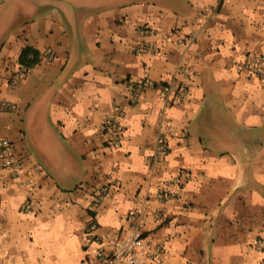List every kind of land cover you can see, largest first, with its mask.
<instances>
[{"label": "crops", "instance_id": "1", "mask_svg": "<svg viewBox=\"0 0 264 264\" xmlns=\"http://www.w3.org/2000/svg\"><path fill=\"white\" fill-rule=\"evenodd\" d=\"M147 42L157 50L138 53ZM26 46L40 62L14 85ZM252 53L264 55V0H0V137L23 161L18 177L0 170V264H93L141 194L164 264H264V74L242 66ZM165 82L188 94L167 105ZM117 106L111 147L103 123ZM160 137L169 150L151 163Z\"/></svg>", "mask_w": 264, "mask_h": 264}, {"label": "built area", "instance_id": "2", "mask_svg": "<svg viewBox=\"0 0 264 264\" xmlns=\"http://www.w3.org/2000/svg\"><path fill=\"white\" fill-rule=\"evenodd\" d=\"M141 32L152 31L146 25L141 26ZM183 41V39H180ZM157 46L153 42H147L142 47H137V52H155ZM48 60H52L55 52L52 48L46 50ZM242 66L246 68L252 75L261 76L264 74V55L261 53L248 54L242 62ZM28 68L23 66L12 78L11 83L17 84L22 79ZM153 85L151 77L147 74L132 86V98L137 99L149 86ZM161 93L166 104L181 101L187 94V86L179 87L177 91L173 90L171 83H162ZM6 108H16L15 103L9 100L4 101ZM120 106L116 107V112L105 118L103 123L107 131V144L111 147L120 146L119 131L120 124ZM169 150L167 141L159 138L158 145L149 153V162L155 163L165 157ZM23 167L21 156L15 150V143L9 137H0V170H7L11 177H18ZM117 181L114 183L116 184ZM105 184L94 196L93 202L99 204L102 199L109 193L110 184ZM177 196L176 192L164 191L160 194V198H173ZM151 213V198L148 194H141L135 201L130 212L129 227L112 234L111 247L100 248L97 252L96 262L93 264H164L161 256V248L156 247L150 249L146 241L145 226ZM97 221L90 223L91 230L96 229Z\"/></svg>", "mask_w": 264, "mask_h": 264}, {"label": "trees", "instance_id": "3", "mask_svg": "<svg viewBox=\"0 0 264 264\" xmlns=\"http://www.w3.org/2000/svg\"><path fill=\"white\" fill-rule=\"evenodd\" d=\"M20 62L26 68L35 66L40 62V51L32 46H26L21 52Z\"/></svg>", "mask_w": 264, "mask_h": 264}]
</instances>
